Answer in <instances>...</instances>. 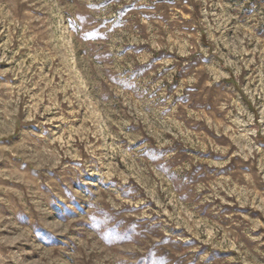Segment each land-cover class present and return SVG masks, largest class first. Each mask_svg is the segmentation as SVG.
Listing matches in <instances>:
<instances>
[{"label":"rangeland","instance_id":"obj_1","mask_svg":"<svg viewBox=\"0 0 264 264\" xmlns=\"http://www.w3.org/2000/svg\"><path fill=\"white\" fill-rule=\"evenodd\" d=\"M0 264H264V0H0Z\"/></svg>","mask_w":264,"mask_h":264}]
</instances>
